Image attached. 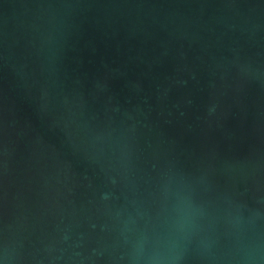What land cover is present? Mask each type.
Masks as SVG:
<instances>
[{"label": "water", "instance_id": "water-1", "mask_svg": "<svg viewBox=\"0 0 264 264\" xmlns=\"http://www.w3.org/2000/svg\"><path fill=\"white\" fill-rule=\"evenodd\" d=\"M0 264H264V0H0Z\"/></svg>", "mask_w": 264, "mask_h": 264}]
</instances>
